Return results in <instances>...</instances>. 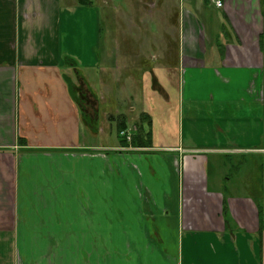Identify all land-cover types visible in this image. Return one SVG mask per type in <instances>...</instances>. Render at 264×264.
<instances>
[{
	"label": "crops",
	"instance_id": "0c3cea01",
	"mask_svg": "<svg viewBox=\"0 0 264 264\" xmlns=\"http://www.w3.org/2000/svg\"><path fill=\"white\" fill-rule=\"evenodd\" d=\"M117 1L0 0V264H264V0Z\"/></svg>",
	"mask_w": 264,
	"mask_h": 264
},
{
	"label": "rangeland",
	"instance_id": "374dc122",
	"mask_svg": "<svg viewBox=\"0 0 264 264\" xmlns=\"http://www.w3.org/2000/svg\"><path fill=\"white\" fill-rule=\"evenodd\" d=\"M111 1H112L111 2V5H113L115 7L118 6V4H120V2L117 1V0H111ZM97 7H99V6H97ZM96 10L99 11V9H96ZM219 15L221 16L222 15V12L220 10H218L216 7H214V5L209 4L208 11H207V17H208V19H207V22L206 23L209 26H211V29H213V31L215 32L214 34L206 33L205 43L207 45V48H209V49H210L211 45H215L216 44V35H218V34H216V29H217V33H221V32H219V30H220L219 20H218V25H217V19H218V16ZM112 28H115L114 22L112 23ZM110 29H111V27H109V22L104 20L103 23L101 24V30H102V34H103V40L105 38L106 33ZM215 88H217V86H212L211 84H206L205 86H202L201 89H202V93L203 92H210V93H212V92H214L213 90ZM114 104L115 103H113L110 106V108L114 109ZM104 136L109 137L110 140L113 141V142H120V139H118V137H117V132L115 130V126H110L106 130ZM119 136L121 138H123V139L126 137V136H122L121 134H119ZM246 179H248V176L240 177L239 180H244L245 181ZM225 182H228V181H225ZM251 191H252V189L246 188V190H239L238 191V194L239 195H250L252 193ZM258 199H260V198H258ZM224 217H225V219L228 217V212H227V215L226 216H225V213H224ZM7 251H8V245L1 244L0 245V252H4L5 253Z\"/></svg>",
	"mask_w": 264,
	"mask_h": 264
},
{
	"label": "trees",
	"instance_id": "16d2710c",
	"mask_svg": "<svg viewBox=\"0 0 264 264\" xmlns=\"http://www.w3.org/2000/svg\"><path fill=\"white\" fill-rule=\"evenodd\" d=\"M261 45H262V47L264 48V35L262 36V39H261ZM73 87V86H72ZM144 119H147V116H143V120ZM149 121V123H150V120H148ZM124 128H125V126L124 127H122V128H120L118 131V133L120 134L121 133V131L122 130H124ZM146 140L147 142L146 143H144V147H149L150 145H151V130L150 129H148L147 131H146V133H145V136L144 137H142V135H137V136H135V137H133L132 138V143L134 144L136 141H141V140ZM123 141H125V142H127L126 141V138H124V140ZM224 213H225V216L227 215V205L225 204V207H224Z\"/></svg>",
	"mask_w": 264,
	"mask_h": 264
},
{
	"label": "built area",
	"instance_id": "2783aa9c",
	"mask_svg": "<svg viewBox=\"0 0 264 264\" xmlns=\"http://www.w3.org/2000/svg\"><path fill=\"white\" fill-rule=\"evenodd\" d=\"M212 1L215 3V5L217 7H222L223 6L222 1H220V0H212ZM120 134L122 136H126L125 138H126L127 141H131L132 136H131V133H130L129 130H122Z\"/></svg>",
	"mask_w": 264,
	"mask_h": 264
}]
</instances>
